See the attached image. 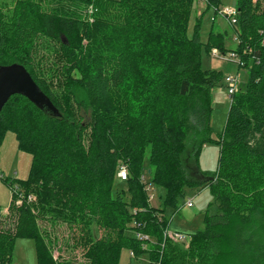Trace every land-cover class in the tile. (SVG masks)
<instances>
[{"label": "trees", "instance_id": "trees-1", "mask_svg": "<svg viewBox=\"0 0 264 264\" xmlns=\"http://www.w3.org/2000/svg\"><path fill=\"white\" fill-rule=\"evenodd\" d=\"M196 1L0 0V65H23L60 112L49 116L16 94L0 113V146L10 130L33 157L29 178L9 185L13 221L0 227V264L12 263L19 238L35 242L37 264H118L123 249L148 253L151 264H264V0H237L232 51L249 78L217 136L212 91L222 76L202 69V48L225 51L224 35L213 21L202 43L199 17L188 36ZM89 5L92 23L80 12ZM61 63L72 87L53 79ZM209 142L219 145L217 170L195 177L186 157L199 171ZM116 179L126 188L114 191ZM152 183L165 188L163 207L150 203ZM189 187H208L214 202L184 250L165 238V212L180 208ZM63 226L65 246L72 240L83 262L54 255Z\"/></svg>", "mask_w": 264, "mask_h": 264}, {"label": "rangeland", "instance_id": "rangeland-1", "mask_svg": "<svg viewBox=\"0 0 264 264\" xmlns=\"http://www.w3.org/2000/svg\"><path fill=\"white\" fill-rule=\"evenodd\" d=\"M237 6V0H221L220 9L222 7L234 8ZM81 16L83 19H87L90 23L94 21L93 15L96 12V8L92 5L80 8ZM201 18L200 26V39L202 43L207 42L210 30L212 28V22L214 21V29L224 35L225 51L213 48L209 54L204 47L202 48V69L214 70L221 74L222 80L218 87H215L212 91L213 99V112L211 119V126L214 130V135L220 134L226 124L228 111L230 107V97L227 92V86L224 78L229 76L237 80V90H244L248 82L249 74L246 67L238 66V58H231V51L237 47L236 39V26L231 25L227 19L222 17L215 8L208 7L206 1H196L192 8L191 18L188 26V36L192 37L194 33V25L198 18ZM62 39L67 44L68 39L62 35ZM82 45L84 48L88 46V41L83 39ZM213 50L217 51V55H213ZM86 54V51H84ZM79 58L83 54L77 51ZM63 63L55 67L53 71V79L55 83L60 85H69L66 80V74L63 70ZM74 75L80 74L77 70L73 71ZM76 93L80 95L82 89L75 87ZM32 154L24 149H21L18 145L16 135L12 131H7L4 135L2 144L0 146V209L6 212L3 213V222H0V227L5 229L12 226L13 219L9 217V207L12 202V188L9 186L11 181L14 180H26L29 178L30 169L32 165ZM198 168L194 167L193 160L186 157L185 166L191 171L193 176L197 177L201 172L214 173L218 167L219 160V145L216 142H209L203 145L200 154L198 156ZM148 156L144 162V172L146 180H150L148 175ZM200 172V173H199ZM126 188V184L119 179L115 180L114 191L122 190ZM165 188L152 183L149 189V200L151 205L155 207L164 206ZM29 199L35 200L33 194L29 195ZM192 201L193 206L188 207L187 202ZM214 202V196L212 195L208 187L197 188L189 187L185 190L184 197L180 199V208L174 210L170 207L166 208L165 215L168 218L167 231L171 235L174 232H182L187 235L194 234L197 230L201 229L205 225V212L208 209L209 204ZM15 206L17 205L14 203ZM42 223V222H41ZM44 224V223H43ZM59 235H56L59 239L54 255H62L65 258L76 257L78 262H83V252L81 249L73 250V242L70 241V246L67 248L65 240H67L70 234L68 229L64 226L58 229ZM191 236L188 241L178 242L172 240L173 244H177L181 249H188L191 245ZM63 245V247L60 246ZM11 264H37V254L35 248V242L32 239H17L13 249V259ZM118 264H151L148 253L143 252L139 256H133L128 249H123L120 252Z\"/></svg>", "mask_w": 264, "mask_h": 264}, {"label": "water", "instance_id": "water-1", "mask_svg": "<svg viewBox=\"0 0 264 264\" xmlns=\"http://www.w3.org/2000/svg\"><path fill=\"white\" fill-rule=\"evenodd\" d=\"M16 94L26 97L49 116H60L58 108L23 65L18 63L0 65V113L7 100Z\"/></svg>", "mask_w": 264, "mask_h": 264}, {"label": "built area", "instance_id": "built-area-1", "mask_svg": "<svg viewBox=\"0 0 264 264\" xmlns=\"http://www.w3.org/2000/svg\"><path fill=\"white\" fill-rule=\"evenodd\" d=\"M197 1H206V0H197ZM216 12H218L222 17L227 19L231 25H233V26L237 25L238 14H239L237 7H234V8L222 7L221 9L218 8V10H216ZM236 39L238 41L237 34H236ZM212 54L217 55V51L213 50ZM230 57L231 58H238L237 54L233 51H231ZM238 61H240V59ZM225 83L227 86L228 95L231 98V96L237 91V88H236L237 80L232 78V77L227 76V77H225ZM126 175H127V168L125 166H121L118 170V177H120L122 180H124L126 178ZM14 203L19 205L21 203V198L20 197L16 198L14 200ZM187 206L188 207L193 206V203L191 200L187 202ZM134 224L136 226L140 227V223L134 222ZM137 237L145 238V239L148 238V236L141 235L140 233H137ZM165 238H170V239L178 241V242H184V241H188L190 239V235H187V234L182 233V232H174L173 234L170 235L168 233V231L166 230L165 231Z\"/></svg>", "mask_w": 264, "mask_h": 264}, {"label": "crops", "instance_id": "crops-1", "mask_svg": "<svg viewBox=\"0 0 264 264\" xmlns=\"http://www.w3.org/2000/svg\"><path fill=\"white\" fill-rule=\"evenodd\" d=\"M191 236V235H190Z\"/></svg>", "mask_w": 264, "mask_h": 264}]
</instances>
